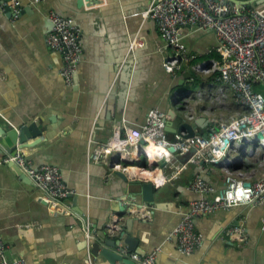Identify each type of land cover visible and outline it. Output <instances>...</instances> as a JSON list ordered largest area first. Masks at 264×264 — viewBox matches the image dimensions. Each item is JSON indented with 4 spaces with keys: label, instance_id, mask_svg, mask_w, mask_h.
Instances as JSON below:
<instances>
[{
    "label": "crops",
    "instance_id": "1",
    "mask_svg": "<svg viewBox=\"0 0 264 264\" xmlns=\"http://www.w3.org/2000/svg\"><path fill=\"white\" fill-rule=\"evenodd\" d=\"M244 1L246 7L264 3ZM18 2L15 18L0 3V126L10 129L35 122L42 131L40 142L17 150L34 167L56 166L71 193L56 204L40 199L33 180L20 178L11 153L0 145V232L8 255L26 264H105L90 253L89 241L102 232L117 235L122 225L125 234L137 238L135 253L156 249L155 264H264V202L196 216L194 227L202 240L189 254L179 251L171 232L190 201L203 196L189 188L193 177L214 187L204 194L207 197H219L224 187V171L200 157L192 160L197 157L194 148L183 153L168 149L160 159L134 157L129 166L146 172L139 176L130 174L129 166L112 169L90 156L115 127L121 133L127 127L139 128L151 108L166 112L168 106L179 109L184 102L191 117L210 123L204 129L208 132L211 125L240 114L242 106L215 72L194 66L219 60L217 34L210 28L181 25L187 53L180 68L169 73L163 62L171 48L155 18L146 13L152 0ZM50 10L71 19L79 34L81 60L71 85L60 74L61 51L46 41ZM189 55L193 57L186 58ZM125 72L123 91L119 86ZM256 89L264 94V84ZM228 151L226 157L241 154L235 146ZM228 166L250 172L249 179L261 171L251 157L244 165L239 161ZM161 177L164 181L157 182ZM145 180L155 186L154 202L139 208L135 201L141 200L140 183ZM239 219L244 222V242L230 240L226 233Z\"/></svg>",
    "mask_w": 264,
    "mask_h": 264
},
{
    "label": "built area",
    "instance_id": "2",
    "mask_svg": "<svg viewBox=\"0 0 264 264\" xmlns=\"http://www.w3.org/2000/svg\"><path fill=\"white\" fill-rule=\"evenodd\" d=\"M0 3L13 8L12 18L19 15L18 0H0ZM146 13L155 18L160 35L171 48L170 55L163 62L164 69L169 73L180 68L187 53L179 32L181 25H198L217 34L220 40L216 47L219 60L203 61L194 66L205 73L215 72V78L231 89L235 100L242 106V112L225 122L211 125L207 137L196 133L171 140L165 131V111L151 108L139 128L127 127L121 133L115 127L107 141L97 142L90 156L94 160L108 162L112 169L126 170L134 157L160 159L168 147L173 146L179 153L194 148L197 157H191L192 160L200 157L218 164L225 173L220 196H205V193L214 191V187L198 175L194 176L189 188L201 192L203 196L190 201L188 211L171 232L177 239L179 251L189 254L202 240V234L194 227L196 216L234 205L264 202V94L256 89L258 84H264V3L246 7L226 0H152ZM48 17L51 26L46 41L52 48L61 51L63 63L60 74L65 83L71 85L81 60L78 31L71 19L53 10L49 11ZM187 57L192 58L193 55ZM232 146L240 148L238 157H226ZM152 148L157 149V154L151 159L148 150ZM9 157L33 180L42 194L40 199L56 204L71 193L56 166L43 164L34 167L19 151ZM249 157L255 158L261 170L254 179L248 178L250 172H239V169L228 166L239 161L244 165ZM162 181L164 178L161 177L157 182ZM244 229V222L239 219L226 229V233L230 240L244 242L247 239ZM7 250L8 245L0 232V264H26L21 257L9 256ZM128 255L135 260L134 264H155L156 249Z\"/></svg>",
    "mask_w": 264,
    "mask_h": 264
},
{
    "label": "water",
    "instance_id": "3",
    "mask_svg": "<svg viewBox=\"0 0 264 264\" xmlns=\"http://www.w3.org/2000/svg\"><path fill=\"white\" fill-rule=\"evenodd\" d=\"M3 2L9 0H2ZM232 4L242 5L245 4L244 0H226ZM256 3L264 2V0H255ZM3 8L6 13L12 14V7L9 4H4ZM120 78V88L125 90L126 75ZM120 95V94H119ZM179 95V92H178ZM122 98V96H121ZM181 102V101H180ZM182 106L179 109H174L170 106L166 109L165 116V131L166 135L172 133L177 139L179 137H190L196 133L202 134L204 137L209 135L208 131H205V127L210 123L203 121V118L191 117L190 110L186 107L184 102H181ZM42 134L41 129L35 122L30 124H23L19 127H13L10 129H3L0 126V145L4 147L7 152L14 155L18 152V148L33 146L40 142V136ZM260 136V134H258ZM31 137L34 140L27 142V139ZM226 142V140H225ZM168 149L171 152H175L173 146H169ZM193 149V148H192ZM20 178H28V176L21 170V168L14 162H11ZM122 177H125V173L118 171ZM29 179V178H28ZM141 188V200L135 201L139 205H150L154 202L155 186L150 180H145L140 183ZM96 233V232H95ZM98 238H91L89 243V251L96 258V261L104 262L105 264H134L135 260L132 259L128 253L137 250V238L131 234H125V228L122 225L118 228V234L109 236L106 232L98 233Z\"/></svg>",
    "mask_w": 264,
    "mask_h": 264
},
{
    "label": "bare ground",
    "instance_id": "4",
    "mask_svg": "<svg viewBox=\"0 0 264 264\" xmlns=\"http://www.w3.org/2000/svg\"><path fill=\"white\" fill-rule=\"evenodd\" d=\"M156 152H157V149L156 148H152V149H149L148 150V154L151 156V159H152L153 156H156V154H157ZM128 171H129L130 174H137L138 176L146 173L141 168H139V167H137L135 165L129 166L128 167Z\"/></svg>",
    "mask_w": 264,
    "mask_h": 264
},
{
    "label": "trees",
    "instance_id": "5",
    "mask_svg": "<svg viewBox=\"0 0 264 264\" xmlns=\"http://www.w3.org/2000/svg\"><path fill=\"white\" fill-rule=\"evenodd\" d=\"M258 86H259V84H258Z\"/></svg>",
    "mask_w": 264,
    "mask_h": 264
}]
</instances>
